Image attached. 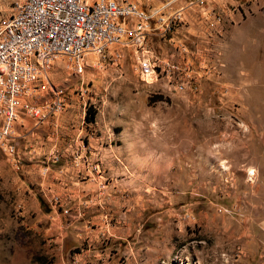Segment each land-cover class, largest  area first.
Here are the masks:
<instances>
[{
  "label": "rangeland",
  "instance_id": "obj_1",
  "mask_svg": "<svg viewBox=\"0 0 264 264\" xmlns=\"http://www.w3.org/2000/svg\"><path fill=\"white\" fill-rule=\"evenodd\" d=\"M131 1L161 12L171 82L114 45L34 82L0 151V264H264V0Z\"/></svg>",
  "mask_w": 264,
  "mask_h": 264
},
{
  "label": "built area",
  "instance_id": "obj_2",
  "mask_svg": "<svg viewBox=\"0 0 264 264\" xmlns=\"http://www.w3.org/2000/svg\"><path fill=\"white\" fill-rule=\"evenodd\" d=\"M160 14L139 10L131 0H14L11 12L0 17V151L14 152L13 124L22 99L38 78H47L56 59L82 73L86 55L100 57L119 46L131 51L141 81L169 84L176 66L158 59L146 42L148 21ZM46 107L62 109L58 92ZM43 109L31 104L26 111L39 118Z\"/></svg>",
  "mask_w": 264,
  "mask_h": 264
}]
</instances>
